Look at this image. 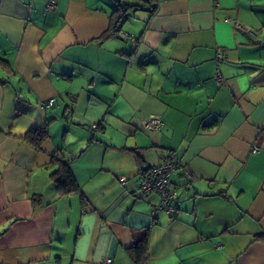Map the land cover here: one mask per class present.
I'll use <instances>...</instances> for the list:
<instances>
[{"label":"crops","instance_id":"obj_1","mask_svg":"<svg viewBox=\"0 0 264 264\" xmlns=\"http://www.w3.org/2000/svg\"><path fill=\"white\" fill-rule=\"evenodd\" d=\"M168 156L175 212L152 216L136 188ZM146 230L143 264H264V0H0V264H135Z\"/></svg>","mask_w":264,"mask_h":264},{"label":"built area","instance_id":"obj_2","mask_svg":"<svg viewBox=\"0 0 264 264\" xmlns=\"http://www.w3.org/2000/svg\"><path fill=\"white\" fill-rule=\"evenodd\" d=\"M123 39H129L125 33H120ZM217 59H221V55L217 53ZM214 81L218 85L223 84V78L218 70L214 73ZM54 100L50 99L42 101L40 105L44 108L52 107ZM161 120L157 118H149L142 122V129L146 132H158L162 128ZM95 130L96 126H92ZM259 148L253 146L251 153L258 152ZM178 159L172 156L165 157L156 166L148 169L140 178L137 185V191L141 193H155L159 197L157 204L152 206L151 215L154 216L158 211H164L168 214L175 212L174 203L177 199V189L172 185L171 178L174 172L179 168ZM187 180H192L191 174H186ZM219 248V246H218ZM101 264H114L112 258H105Z\"/></svg>","mask_w":264,"mask_h":264},{"label":"trees","instance_id":"obj_3","mask_svg":"<svg viewBox=\"0 0 264 264\" xmlns=\"http://www.w3.org/2000/svg\"><path fill=\"white\" fill-rule=\"evenodd\" d=\"M123 9L124 10H118V12H116L117 16L111 21L108 33H106L104 37H108L115 33V31L117 30V25L121 21L125 13V8ZM48 138L49 133L47 125L31 129L27 131L23 136V140L38 152L42 150V144ZM50 164L51 166L56 167V170L50 175V180L55 185L56 193L60 197H65L73 194L79 195L81 204L83 207H85L87 205L86 199L81 194L80 187L76 181L70 165L67 162H64L57 155L51 156ZM31 200L34 208L36 209L38 205H40V198L32 197ZM148 239L149 231L146 230L145 234L136 241L132 248L129 249V254L135 264L145 263L148 249Z\"/></svg>","mask_w":264,"mask_h":264},{"label":"rangeland","instance_id":"obj_4","mask_svg":"<svg viewBox=\"0 0 264 264\" xmlns=\"http://www.w3.org/2000/svg\"><path fill=\"white\" fill-rule=\"evenodd\" d=\"M129 19L131 20L130 17L128 18V20H129ZM128 20L126 21V19H125V22H123L122 25H123L124 23H127V24L129 25ZM128 25H127V26H128Z\"/></svg>","mask_w":264,"mask_h":264}]
</instances>
